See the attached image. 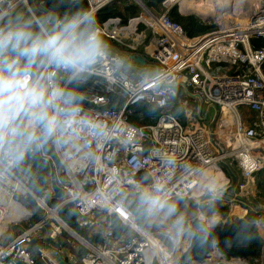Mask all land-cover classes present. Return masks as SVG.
<instances>
[{"label": "built area", "instance_id": "built-area-1", "mask_svg": "<svg viewBox=\"0 0 264 264\" xmlns=\"http://www.w3.org/2000/svg\"><path fill=\"white\" fill-rule=\"evenodd\" d=\"M84 1L96 17L107 6L133 5L139 12L126 20L111 15L98 22L106 49L87 79L77 85L83 96L77 138L65 144L54 141L50 152H37L50 162V188L42 196L30 188L27 169L36 153L26 155L11 169L0 163V264H67L59 244L68 247L64 233L77 239L78 232L59 215L64 209L75 215L84 230L82 235L78 233L83 253L72 252V264H194L185 255L193 235L189 225L182 231L173 227L176 234L170 235L162 227H148L151 219L162 223V215L143 214L142 221L147 223L135 216V196L131 195L138 186L161 179L166 181L170 200L191 199L196 206L213 200L229 204L225 213L197 214L206 228L244 218L251 210L253 225L263 239L260 255L252 263L225 256L242 264H264V201H257L260 197L255 188L256 175L264 168V0H207L222 11L247 13V21L188 12L203 22L206 19L205 23H215L193 37L169 17L173 6L180 8V0L162 1L159 13L147 8L143 0ZM27 3L32 6L33 0ZM35 5L49 8L45 0H35ZM252 39H260L262 45L253 47ZM130 53L139 55L145 65L130 60ZM122 55L131 64L130 72L124 69ZM140 67H154V71L133 77ZM182 84L205 105H216L218 121L213 130V121L207 125L203 120L208 119L207 114L199 119L188 116L184 126L173 113L177 104L187 105ZM139 103L157 110L146 123H139L143 114H138V123L130 120ZM241 106L247 110L242 112ZM95 130H102L103 135ZM221 161L238 171L230 190L231 178ZM218 171L225 173L227 181L216 177L224 186L214 196L207 185ZM51 180L63 191L61 197H54ZM27 195L35 199L36 206L28 202ZM34 212L36 221L23 226ZM215 216L218 221L209 224L208 219ZM44 229L48 231L40 234ZM92 235L98 239L90 240ZM161 235L172 243L171 249L158 238ZM186 237L187 243H182ZM179 244L183 259L176 254ZM213 251L222 253L215 239L206 255L193 254L200 258Z\"/></svg>", "mask_w": 264, "mask_h": 264}, {"label": "clouds", "instance_id": "clouds-1", "mask_svg": "<svg viewBox=\"0 0 264 264\" xmlns=\"http://www.w3.org/2000/svg\"><path fill=\"white\" fill-rule=\"evenodd\" d=\"M78 3L73 0V7L62 11L37 8L35 0L32 6L27 0H0V163L7 169L54 141L65 144L77 138L83 99L77 85L106 49L95 10ZM223 186L216 177L207 185L214 196ZM134 196L135 211L174 217L173 227L183 230V217L168 197L165 180L138 186Z\"/></svg>", "mask_w": 264, "mask_h": 264}, {"label": "trees", "instance_id": "trees-1", "mask_svg": "<svg viewBox=\"0 0 264 264\" xmlns=\"http://www.w3.org/2000/svg\"><path fill=\"white\" fill-rule=\"evenodd\" d=\"M162 1L164 0H143L147 8L158 13L162 11ZM45 4L49 7H58L62 11L73 7L72 0H68V3L64 5L60 4V0H45ZM75 6H86V4L84 0H79V3ZM138 12L139 8L133 5L131 7L107 6L103 8L97 15V21L101 22L106 17L111 15H119L123 17L124 20H126L129 16L137 14ZM168 13L170 19L178 23L189 37L201 35L214 27L213 25L203 22L196 15L180 14L176 6H173ZM251 45L253 47L262 45V41L260 39H252ZM127 71L130 72L131 70ZM133 77H137L135 72H133ZM112 105L113 106L111 107L115 106L114 104ZM138 114H143L144 119L142 123H146L149 121L150 115L157 114V110L147 106L144 103H139L133 107V114L131 117V121L133 123H138ZM174 114L177 115V113ZM217 121L218 112L211 125H215ZM45 151L50 152V147L48 146ZM233 167L235 168V166ZM27 172L30 175L31 190L37 196H42L44 191L50 188V162L43 159L38 153H36L31 159V163L27 169ZM255 188L257 189V193L260 197L257 201H264V168L256 175ZM174 202L177 206V215L183 217V228L189 225V230L193 232L191 248H188L186 251V256H191L199 260L205 258L206 256L198 258L193 253L198 255H206L211 251L214 239L217 248L224 254V256L226 255L231 258H243L252 263L253 260L260 255L263 239L253 225L255 214L251 210L248 211L244 218H235L230 221L227 220L221 227H214L211 229L206 228L205 222L201 218L197 217V210L203 216H209L212 214V212L217 210L223 213L227 212L229 204L222 203L219 200H213L209 203H203L192 207L191 210H188L182 204H180V202ZM134 212L137 220L142 223L143 214H140V212L137 211ZM189 212L192 213L188 214ZM60 215L78 233H84V230L77 224L75 215L73 213L64 209L61 211ZM112 219L117 227V219L115 217ZM167 219H174V217ZM117 229L119 231V228ZM96 239H98L96 235L90 236V240L94 241Z\"/></svg>", "mask_w": 264, "mask_h": 264}, {"label": "rangeland", "instance_id": "rangeland-1", "mask_svg": "<svg viewBox=\"0 0 264 264\" xmlns=\"http://www.w3.org/2000/svg\"><path fill=\"white\" fill-rule=\"evenodd\" d=\"M209 24V23H208ZM210 25H214L215 26V23H213V20H210ZM122 58V62H123V66H124V69L125 70H130L131 69V64L129 62V60L126 58V56L122 55L121 56ZM139 65V64H138ZM141 66V65H140ZM141 69H144V70H141ZM149 70V71H148ZM152 71H154V67H149V68H144V67H140V69H137V72L135 73V75L137 76L138 74H141V75H146L148 73H151ZM185 98L187 99V105L185 107H182L181 105H176L175 106V109L173 111V113H177L182 125L186 126L187 123H188V120L190 117H194L195 119H199V118H204V116L207 114L208 116V119H203L205 120L206 124L208 125L209 122L212 121V118H213V113H212V110L211 109H208L207 110V105H205L204 103H202V105L200 106V104L198 103L197 100H195L194 98L188 96L185 94ZM242 112L246 111L247 108L244 107V106H241L239 108ZM190 116V117H188ZM132 117V116H131ZM130 117V120L132 119ZM143 121H140L139 123H142ZM214 124L211 125L212 129H214ZM210 127V128H211ZM50 147V150L52 149L51 146ZM52 156L54 157V153L51 152ZM227 162H231L230 159H226ZM232 166V164H231ZM233 168V171L235 172V174L238 172L236 168L232 167ZM235 169V170H234ZM215 177H218L222 182H225L227 181V177L225 175L224 172H221V171H218V173L216 175H214ZM134 195H131V197H133ZM26 199L28 200L29 203H31L33 206H36V202H35V199L30 196V195H27ZM172 201H176V202H180V204H182L185 208H187L188 210H191L192 207H195V202L191 199H173ZM39 212H41L40 209H38ZM67 211H69V209H67ZM61 213V212H60ZM59 213V215H60ZM192 212H189L188 214H191ZM61 216V215H60ZM208 217V216H207ZM206 217V218H207ZM37 214L34 212V215L33 217L30 219V221L28 223H24L23 226L25 227H29L30 225L33 224V222L36 221L37 219ZM63 219V217H62ZM147 219V218H146ZM65 221V219H63ZM162 223L159 221H156V220H148V227H152L153 229H158V228H163L164 232L166 233H169L170 235H173V234H176L175 232H173V221L174 219H166L165 217H163V219L161 220ZM144 223H147L146 220L144 219V221H142ZM48 230L47 229H44L42 230V233L40 234H45ZM189 232V231H188ZM81 233V232H80ZM65 236H67V240H68V247L67 246H63V249H66L69 253H72V252H75V251H78L80 254L83 253V246L82 244L80 243V241L78 239H75V238H72L69 234H67L66 232L64 233ZM82 235V234H81ZM158 238L161 240L162 243H164L169 249L172 248V243L168 241V239L161 235V236H158ZM187 237L185 239H183L182 243L185 242V244L187 243ZM181 246V244H179ZM83 247V248H82ZM177 248V247H176ZM179 249V246L178 248ZM62 250V248H61ZM188 250V249H187ZM186 250V251H187ZM181 251H176V254L178 255V258L179 256H181ZM186 251H185V255H186ZM78 254V255H80ZM189 257V256H187ZM194 258V257H193ZM181 259H183V255L181 256ZM227 259V258H226ZM197 260L198 262L200 261L199 259H195ZM202 260V259H201ZM210 260L213 261V258H211ZM217 260V259H215Z\"/></svg>", "mask_w": 264, "mask_h": 264}, {"label": "bare ground", "instance_id": "bare-ground-1", "mask_svg": "<svg viewBox=\"0 0 264 264\" xmlns=\"http://www.w3.org/2000/svg\"><path fill=\"white\" fill-rule=\"evenodd\" d=\"M169 1L174 2V0H169ZM213 2H209L207 0H180L179 10L181 13H184V14L188 12H194V13L201 15L204 18H208L209 16H215V17H219L223 19L232 18L233 20H237L240 22L247 21V17H248L247 13L238 14L237 12L222 11V10H219V6H215V3ZM186 6H188L187 9H185ZM222 123L223 121L218 124V127ZM217 221H218V216L208 219L209 224H212V225H214ZM61 224L64 225L62 221H61ZM77 239L81 241V239L78 236H77ZM177 248H176V251L178 252L181 250L182 247L179 245V249ZM211 258H213V261L210 260ZM226 258H227L226 256H224L223 254L217 251L211 252L208 256H206L199 262L195 260L196 258L192 257L194 264H242V262H239L237 260H230Z\"/></svg>", "mask_w": 264, "mask_h": 264}, {"label": "water", "instance_id": "water-1", "mask_svg": "<svg viewBox=\"0 0 264 264\" xmlns=\"http://www.w3.org/2000/svg\"><path fill=\"white\" fill-rule=\"evenodd\" d=\"M177 10L180 14H183V15H189V14H184V13H181L180 10H179V7H177ZM205 22L207 21L206 19H203ZM128 55V58L130 60H132L134 63H138L139 65L141 66H144L145 65V61L144 59H142L139 55H135V54H127ZM182 89L184 90L185 94L194 98L195 100L198 101V103L200 104V106L202 105V99L201 97L196 94V93H192L189 91V89L184 85L182 84L181 85ZM207 109H212L213 111V118H212V121L214 119V117L216 116V113H217V108H216V105H214L213 103H210L207 105ZM209 140L211 142V144L213 145V147L217 150L218 153H221V150L220 148L215 144L213 138L210 136L209 137ZM220 164L228 171L229 173V176L231 178V184L230 186L228 187V189H232L234 187V184H235V181H236V175L235 173L230 169V167L228 166V164L226 162H223L221 161ZM52 173V171H51ZM51 187L54 191V197H61L63 195V191L57 186V184L55 183L54 180H51ZM49 195L50 194H47L45 197H44V202L45 203H48V200H49ZM230 195V194H229ZM66 225V224H65ZM75 233V232H74ZM78 236H80V234L76 233ZM15 235V233H13V236ZM8 239V238H7Z\"/></svg>", "mask_w": 264, "mask_h": 264}, {"label": "crops", "instance_id": "crops-1", "mask_svg": "<svg viewBox=\"0 0 264 264\" xmlns=\"http://www.w3.org/2000/svg\"><path fill=\"white\" fill-rule=\"evenodd\" d=\"M149 71V70H148ZM149 74V73H148ZM199 211H197L196 214H198ZM53 246V245H52ZM60 247L62 248V254H63V261H66L67 264H72V262L74 261V257H72V253H69L66 249H63V246L60 245ZM182 250V248H181ZM75 254L78 255L80 254L78 251H75Z\"/></svg>", "mask_w": 264, "mask_h": 264}]
</instances>
